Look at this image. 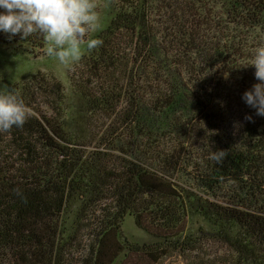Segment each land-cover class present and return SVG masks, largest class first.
<instances>
[{
  "label": "trees",
  "instance_id": "16d2710c",
  "mask_svg": "<svg viewBox=\"0 0 264 264\" xmlns=\"http://www.w3.org/2000/svg\"><path fill=\"white\" fill-rule=\"evenodd\" d=\"M108 2L70 96L43 72L0 87L30 109L0 131V264L188 260L205 246L213 264H264V116L241 99L258 82L242 65L264 43V0ZM45 42L0 33V46ZM127 215L154 242L128 243ZM194 216L207 236H183Z\"/></svg>",
  "mask_w": 264,
  "mask_h": 264
},
{
  "label": "clouds",
  "instance_id": "9594fccd",
  "mask_svg": "<svg viewBox=\"0 0 264 264\" xmlns=\"http://www.w3.org/2000/svg\"><path fill=\"white\" fill-rule=\"evenodd\" d=\"M96 9L95 0H0V33L26 39L38 32L47 42L46 53L67 64L79 57L82 46L91 50L102 44L89 35L100 27ZM248 65L254 66L258 82L246 89L241 99L256 115L264 116V43L255 47L251 59L242 66ZM29 114L18 93L0 90V131L21 127ZM223 156V150L209 154L216 162Z\"/></svg>",
  "mask_w": 264,
  "mask_h": 264
},
{
  "label": "rangeland",
  "instance_id": "374dc122",
  "mask_svg": "<svg viewBox=\"0 0 264 264\" xmlns=\"http://www.w3.org/2000/svg\"><path fill=\"white\" fill-rule=\"evenodd\" d=\"M95 2L97 4L96 10L100 17V27L96 32L89 34L92 37H95L99 32L105 29L113 15L112 5L110 2H108V0H95ZM46 47L47 42H45L44 46L42 47H34L20 43L0 46V87L3 84H6L5 82H3V80L7 77L14 78V84H16L26 82L31 78L32 75L38 72H43L46 74H54L58 79H60L67 87V95L70 96L71 88L69 86L68 74H70L69 72H72V70H74V68L78 65L79 59L86 52L87 48L82 46L81 53L77 59L70 61L67 64H61L55 57L49 56L46 53ZM233 88H235L236 93L240 95V92L242 90L241 86L233 83ZM68 104L73 108L77 107V104L74 101H70L68 102ZM232 104H234V106L236 107L238 105V102L234 100ZM238 113L239 111L235 113L236 116ZM233 121L234 120H232L229 126L230 129H232L235 124ZM185 223L186 227L183 231V236L189 231H199L200 227H202L204 230L200 233H205L206 236L207 233L212 230L211 226H209L208 224L206 225L204 220L200 216H194L191 219H188V221ZM122 233L127 242L130 244H137L142 246L144 244L154 242V237H152L149 233L136 225L135 219L132 215H127L125 217L122 223ZM198 243L202 244L204 242ZM214 251V247L206 248L205 246L203 253L191 256L187 260L181 253L171 250L169 251V254L163 255L161 259L156 262H152L147 257L140 260L136 256L129 254L121 262L122 264H213L212 262H209V259L211 260L213 258L212 256H214ZM207 252L210 253L209 256H206ZM218 254L220 255L221 252H219ZM123 257L124 256H122V258Z\"/></svg>",
  "mask_w": 264,
  "mask_h": 264
}]
</instances>
